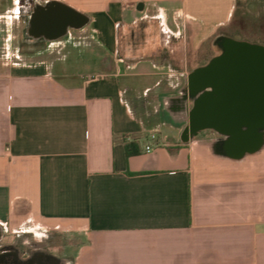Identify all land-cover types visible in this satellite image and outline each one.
I'll use <instances>...</instances> for the list:
<instances>
[{"label":"crops","instance_id":"1","mask_svg":"<svg viewBox=\"0 0 264 264\" xmlns=\"http://www.w3.org/2000/svg\"><path fill=\"white\" fill-rule=\"evenodd\" d=\"M50 1L89 21L50 41L69 57L0 58V254L264 264V130L193 133L187 80L225 29L264 34V0Z\"/></svg>","mask_w":264,"mask_h":264},{"label":"water","instance_id":"2","mask_svg":"<svg viewBox=\"0 0 264 264\" xmlns=\"http://www.w3.org/2000/svg\"><path fill=\"white\" fill-rule=\"evenodd\" d=\"M41 11L34 12L29 23L30 30L34 38L43 37L46 41H56L68 35L70 30L82 29L89 19L58 2L49 1ZM216 42H222L224 54L213 59L206 68L194 71L192 80H211L216 82L217 70L223 68L227 79L242 76H252L255 86L253 106L263 107L264 96V47L251 45L245 42L233 40L229 37H218ZM218 104L215 97H200L193 106L191 119H203V124L191 128L195 133L198 129L210 128L218 133L228 135L238 150L249 149L254 143L255 135L259 130H264V110H252L253 127L240 130L235 124L239 123L246 114L242 110H217ZM231 144V145H233ZM1 238V232H0Z\"/></svg>","mask_w":264,"mask_h":264},{"label":"flooded vegetation","instance_id":"3","mask_svg":"<svg viewBox=\"0 0 264 264\" xmlns=\"http://www.w3.org/2000/svg\"><path fill=\"white\" fill-rule=\"evenodd\" d=\"M47 1L38 2L37 0H26L25 9L27 11H23L25 15H22L24 18V34L28 37V41H32L33 43L37 41H46L43 37L34 38L33 34L29 32L30 30V20L31 16L34 12L41 11L42 7L47 6ZM215 50L219 52L216 53L213 57L208 59V61L203 64L202 67L196 68L191 70L187 74V80L189 84V89L191 92V109L189 113V121L188 125L190 128H195L203 124V119H191V112L194 106V103L200 97H208L212 95L215 97L216 102L218 104L217 110H242L246 114V118L242 119L239 123L235 124L240 130H245L246 128L253 127L254 123L252 122L251 112L252 110H264L263 107L255 108L253 106V97L255 92L254 80L252 76H242L233 79H227L222 75L225 71L223 68L217 70V78L216 82H212L211 80L207 79L204 80H192V75L194 71L198 69L206 68L209 63L215 59L219 58L224 54V47L222 42H216L214 44ZM264 102V96H263ZM0 254V264H60L58 261L51 259L45 256H26L23 253H17L12 251L11 249H2Z\"/></svg>","mask_w":264,"mask_h":264},{"label":"rangeland","instance_id":"4","mask_svg":"<svg viewBox=\"0 0 264 264\" xmlns=\"http://www.w3.org/2000/svg\"><path fill=\"white\" fill-rule=\"evenodd\" d=\"M37 1L40 3L42 1L49 2L50 0ZM25 2L26 0H0V58H16L22 61L30 58H48L56 61L57 59L69 57L70 54L68 53V48L65 47L64 49L59 50L58 47H56V42L50 43L49 41H37L33 43L32 41H28V37L24 34L25 23L24 18L22 17V15H25L23 11L28 10L25 9ZM224 37L264 47V34H248L245 31H243V33H238L235 28L233 29L232 27H229L225 29ZM72 41L76 46H86V39L83 35H80L79 38L76 37ZM212 42L213 39L203 43V64L219 52L218 50H215ZM96 54L98 56L99 52L96 51ZM75 57L76 54L72 53L70 58ZM56 63L59 62L57 61ZM192 68L193 67H190L189 69ZM152 97V95L147 96L148 110H156L158 113L159 110H162L160 108L161 101L159 102L156 98L153 100L151 99Z\"/></svg>","mask_w":264,"mask_h":264},{"label":"built area","instance_id":"5","mask_svg":"<svg viewBox=\"0 0 264 264\" xmlns=\"http://www.w3.org/2000/svg\"><path fill=\"white\" fill-rule=\"evenodd\" d=\"M150 150H151V148H150L149 146H146V147H145V152L148 153V152H150Z\"/></svg>","mask_w":264,"mask_h":264},{"label":"trees","instance_id":"6","mask_svg":"<svg viewBox=\"0 0 264 264\" xmlns=\"http://www.w3.org/2000/svg\"><path fill=\"white\" fill-rule=\"evenodd\" d=\"M129 153V152H128Z\"/></svg>","mask_w":264,"mask_h":264}]
</instances>
